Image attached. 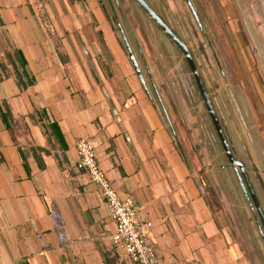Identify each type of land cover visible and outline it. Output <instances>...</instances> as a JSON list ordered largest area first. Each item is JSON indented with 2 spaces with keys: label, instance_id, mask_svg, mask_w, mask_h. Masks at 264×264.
<instances>
[{
  "label": "crops",
  "instance_id": "obj_1",
  "mask_svg": "<svg viewBox=\"0 0 264 264\" xmlns=\"http://www.w3.org/2000/svg\"><path fill=\"white\" fill-rule=\"evenodd\" d=\"M0 21V58L10 68L5 53L18 50L34 79L25 88L14 72L0 80V106L13 115L9 129L0 118V264H132L111 244L115 223L99 189L76 168L78 138L92 142L118 195L148 224L161 264H243L169 129L136 92L113 35L105 31L113 59L105 78L94 58L79 56L77 44H57L47 34L29 0H0ZM130 93L137 103L122 109ZM30 108L43 113L45 143L20 130L18 115Z\"/></svg>",
  "mask_w": 264,
  "mask_h": 264
},
{
  "label": "rangeland",
  "instance_id": "obj_2",
  "mask_svg": "<svg viewBox=\"0 0 264 264\" xmlns=\"http://www.w3.org/2000/svg\"><path fill=\"white\" fill-rule=\"evenodd\" d=\"M29 1L47 34L56 36L57 44H77L80 57L85 56L81 50L85 48L105 78L111 75L113 61L104 48L105 31L113 35L138 84L136 92L169 129L240 260L264 264L259 216L238 184L177 46L134 0ZM144 1L190 51L231 153L242 163L264 214V0ZM119 29L145 88L132 68ZM0 39L6 40L1 31ZM14 52L9 54L15 57ZM2 59L0 80L13 72ZM129 101L137 103V97L127 95L122 109ZM17 120L25 136L44 142L41 110L30 108Z\"/></svg>",
  "mask_w": 264,
  "mask_h": 264
},
{
  "label": "built area",
  "instance_id": "obj_3",
  "mask_svg": "<svg viewBox=\"0 0 264 264\" xmlns=\"http://www.w3.org/2000/svg\"><path fill=\"white\" fill-rule=\"evenodd\" d=\"M76 168L83 170L100 191L108 216L114 221L111 244L123 252L132 264H161L156 250L147 238L148 224L140 220L136 207L122 198L101 169L92 142L78 138L74 142Z\"/></svg>",
  "mask_w": 264,
  "mask_h": 264
},
{
  "label": "water",
  "instance_id": "obj_4",
  "mask_svg": "<svg viewBox=\"0 0 264 264\" xmlns=\"http://www.w3.org/2000/svg\"><path fill=\"white\" fill-rule=\"evenodd\" d=\"M140 7L141 9L151 18V20L168 36V38L178 47V49L182 52L184 58H185V61L187 63V66L190 70V73L193 77V80H194V83L196 85V88L198 89V92L204 102V106L208 112V115H209V118L212 122V125L214 127V130L217 134V137L220 141V144L226 154V157H227V160L229 161V163L235 167V166H238L239 168V171L242 175V177L240 176L239 173H237V170L235 169V172H236V177H237V181H238V184L239 186L241 187L242 190H245L244 189V185H243V181H242V178L243 180L245 181V184L246 186L248 187L249 189V192L251 194V197H252V200H253V203L255 205V208L257 210V213H258V216L260 217V220H261V223L263 225V228H264V216H263V213L259 207V204L255 198V195L253 194V191L251 189V186L248 182V179H247V175L245 174L244 172V169H243V165L241 164V162H239L238 160H236L232 153H231V150H230V147H229V144L223 134V131H222V128H221V125L217 119V116L213 110V107L209 101V98L207 96V93H206V90H205V87H204V84L201 80V77L196 69V66L194 64V61L192 59V56L188 50V48L185 46V44L171 31V29L161 20V18L148 6V4L144 1V0H134ZM121 33V32H120ZM121 37H122V40H123V45L125 47V50L128 54V58L131 62V65H132V68L136 74V76L138 77V79L140 80L142 86L145 88V84H144V81H143V78H142V75H141V72L137 66V63L135 61V58L131 52V49L124 37V35L121 33ZM84 53H87L86 50H84ZM114 110V109H113ZM115 112V116L116 118L118 119V121H120V117L118 116V114L116 113V111L114 110ZM262 237L263 236V233H261Z\"/></svg>",
  "mask_w": 264,
  "mask_h": 264
},
{
  "label": "trees",
  "instance_id": "obj_5",
  "mask_svg": "<svg viewBox=\"0 0 264 264\" xmlns=\"http://www.w3.org/2000/svg\"><path fill=\"white\" fill-rule=\"evenodd\" d=\"M104 48L107 49L105 43H104ZM14 53H15V58H14L15 61L8 53H7V59L14 72L16 78V84L19 86V88H25L28 85H32L34 83V79L26 71V61L23 55L18 50H15ZM61 58L63 61L67 59L64 56H62ZM0 118L7 129H9L13 125V115L5 103H3V107L0 106ZM49 129L53 133L54 138L57 139V141L62 144V135L59 129L57 128L56 124L51 123L49 125Z\"/></svg>",
  "mask_w": 264,
  "mask_h": 264
},
{
  "label": "flooded vegetation",
  "instance_id": "obj_6",
  "mask_svg": "<svg viewBox=\"0 0 264 264\" xmlns=\"http://www.w3.org/2000/svg\"><path fill=\"white\" fill-rule=\"evenodd\" d=\"M119 31L123 34V31L121 30V29H119ZM172 31V30H171ZM173 32V31H172ZM120 33V34H121ZM174 33V32H173ZM175 34V33H174ZM124 35V34H123ZM176 35V34H175ZM177 36V35H176ZM125 37V36H124ZM126 39V38H125ZM127 41V40H126ZM128 43V42H127ZM129 45V44H128ZM186 46V45H185ZM130 47V46H129ZM125 48V47H124ZM178 48V47H177ZM131 49V48H130ZM132 52V51H131ZM190 52V51H189ZM133 54V53H132ZM191 54V53H190ZM134 56V55H133ZM135 58V57H134ZM193 59V58H192ZM136 61V60H135ZM137 63V62H136ZM202 80V79H201ZM203 82V81H202ZM204 84V83H203ZM205 87V86H204ZM210 101V100H209ZM214 110V109H213ZM218 119V118H217ZM219 121V120H218ZM212 123V122H211ZM220 123V122H219ZM221 125V124H220ZM214 128V127H213ZM222 128V127H221ZM223 131V130H222ZM224 134V133H223ZM217 135V134H216ZM225 136V135H224ZM242 164V163H241ZM232 166V165H231ZM233 167V166H232ZM234 168V170L236 169L237 170V173H239L240 174V176L242 177V175H241V173H240V171H239V168H238V166H235V167H233ZM244 169V168H243ZM245 172V171H244ZM235 174H236V172H235ZM248 179V178H247ZM242 181H243V185H244V189L245 190H243V192H244V194L247 196V198L250 200L251 199V201L249 202L250 203V205L256 210V208H255V205H254V203H253V200H252V197H251V194H250V192H249V189H248V187L246 186V184H245V181L243 180V178H242ZM248 182H249V180H248ZM252 189V188H251ZM253 191V190H252ZM253 194H254V192H253ZM255 195V194H254ZM255 198H256V196H255ZM257 200V199H256ZM258 202V201H257ZM259 204V203H258ZM260 207V206H259ZM261 209V208H260ZM262 211V210H261ZM256 212H257V210H256ZM263 213V212H262ZM258 214V213H257ZM263 216H264V214H263ZM259 219H260V217H259ZM260 223H261V220H260ZM261 225H262V223H261ZM262 228H263V225H262ZM263 230H264V228H263ZM263 236H264V234H263Z\"/></svg>",
  "mask_w": 264,
  "mask_h": 264
}]
</instances>
